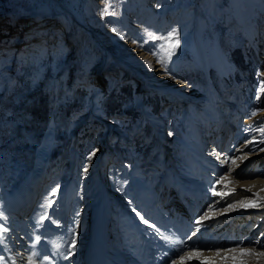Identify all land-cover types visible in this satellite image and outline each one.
I'll return each mask as SVG.
<instances>
[{"label": "rangeland", "instance_id": "1", "mask_svg": "<svg viewBox=\"0 0 264 264\" xmlns=\"http://www.w3.org/2000/svg\"><path fill=\"white\" fill-rule=\"evenodd\" d=\"M64 13L66 19L61 17ZM72 15L77 17V22L85 23L79 21L73 25ZM24 16L33 22L26 29L20 21ZM173 31L178 33L179 46L169 57L160 50L162 41L153 37ZM18 35L20 43L15 42ZM128 61L140 62V67L151 77L156 75L158 80L165 81L164 86L149 78L146 89H141V82ZM8 65H12L11 71L6 70ZM95 68L104 71L101 84L97 83L99 79L95 80ZM182 84L188 92L207 94L204 97H210L208 102L193 103L197 107L195 111L191 108L193 104L186 105L181 100H177L176 107L169 105L173 97L162 90L179 93L172 88ZM96 85L100 87L97 97L94 96ZM262 86L264 0H0V235L3 237L4 224L9 227L22 224L18 223L21 215L15 211L13 191L32 172L38 149L51 128L53 144L40 183V186L48 184L45 188L50 191L43 194L40 191L44 184L39 187L31 208L21 209V214L26 216L25 224L33 231L30 222L51 218L61 207L60 200L66 199V221L70 234L76 237L71 260L83 262L89 251L87 241L91 243L95 239L94 209L101 203L100 196L107 194L108 198L110 245L115 226L133 219L141 222L145 208L142 212L137 209L138 199L143 198L142 205H147L150 195L145 193L146 185L151 181L154 189L158 180L153 179L165 174L168 164L174 163L177 175L186 174L188 181L201 179H195L192 171L210 172L214 163L198 159L194 149L201 142L204 150L209 151V138H204L207 122L215 120L211 108L216 102L217 115H226L237 131L248 137L249 141L241 147L251 146L250 149L257 151L250 153L249 149L235 164L224 162L217 169L227 178L223 183H214V187L227 194L214 196L219 203L212 212L208 211L213 205L209 201L200 219L208 218L201 220L204 226L200 223L196 228L204 238L192 251L208 250L207 239L228 237L226 232L219 234L228 227L229 232L239 236L228 248L264 252L262 242L256 243L264 240V202L257 208L245 209L237 203L235 209L224 210L229 202L244 199L237 195L234 171L245 170L246 166L247 171L264 169V151L259 150L264 149V143H255L256 139H264L257 131L264 127ZM200 114H207L206 118L200 119ZM191 115L194 117L190 118ZM173 134H179L188 149L175 141ZM239 156L238 152L233 158ZM197 164L205 168L199 171ZM255 176L264 182V173ZM207 182L209 186L212 183ZM162 189L161 185L159 194ZM209 191L207 188L205 192ZM249 198L253 200L255 196ZM87 202L94 206L86 207ZM238 209L242 210V218L232 221L230 218L239 214L230 211ZM256 209L261 211L257 213ZM38 234L29 236L28 241L35 242ZM161 237L162 234L157 235L154 244ZM53 238L49 237L52 243ZM245 238L247 241L242 240ZM16 240L15 248L25 251L20 239ZM135 246L137 252L146 248L141 244ZM47 248L44 247L41 255L35 251L26 255L30 259L27 260L50 262L54 259L53 252ZM185 252L183 264L191 261L187 258L190 252ZM36 254L40 255V261ZM233 256L236 255H229L231 264H234ZM248 257L257 259L258 255ZM180 260L174 263L182 264L178 263ZM0 264L8 263L4 260Z\"/></svg>", "mask_w": 264, "mask_h": 264}, {"label": "bare ground", "instance_id": "2", "mask_svg": "<svg viewBox=\"0 0 264 264\" xmlns=\"http://www.w3.org/2000/svg\"><path fill=\"white\" fill-rule=\"evenodd\" d=\"M61 17L66 19L67 14L64 13V14L61 15ZM23 18H20L21 27L23 26V28L26 29V28L29 27V25H31L33 23V22H30V21H32V18H30L29 16L28 17L24 16ZM57 19H58V17H57ZM68 19H69V17H68ZM76 19H77V17L73 16V19H72L73 20V25L79 24L80 22L81 23H85V21H83V20H79L80 22L79 21L77 22ZM38 21H42V19L39 18ZM20 38H21L20 35H18L16 37V39H17L16 42L20 43V41H21ZM134 61H128L127 63H129V64L132 63V67H133L134 73L138 76V78H139V80L141 82L140 88L145 90L146 87H147L146 83L149 81L148 80L149 78H154V79H157V80L159 78H157L156 75L151 77V75L149 73L145 72L140 67V66H142V64H139L140 62H137L138 60L136 62H134ZM11 66L12 65H8L6 70L11 71V68H12ZM95 70L96 71H95L94 74L97 75V77H96L97 79H95V80L99 79V81H97V83L101 84L102 83L101 78H102V75H103L104 71L101 68H95ZM100 75H101V77H99ZM168 79H170V78H168ZM158 81H159L161 86H164V84H165L164 82L165 81H163V80L162 81L158 80ZM184 87L186 88V86H183V84H182V86H180L178 88L170 87V89L172 88V91H176V92H179V93H175V92L173 93L170 90H162V91L164 93L172 95L173 101H171V102H172V104H174L175 107H176V105H179V102L177 103V100H181V102H183V100H184L183 104L186 103V105H188V104L191 105L193 103L195 105L196 104L198 105V103H200V101L201 102L203 101L202 99H206L204 97V94L195 93L196 91H193L194 93L193 92H188L187 89L186 90L183 89ZM99 93H100V87L98 85H96L95 95L94 96L97 97ZM189 97L197 99V100L191 99ZM171 102L169 103V105L172 106ZM93 110H95L94 106H93ZM263 115H264V111H263ZM189 117L193 118L194 116L191 115ZM221 117H222V122L226 123L225 122V118L222 115H221ZM173 135L177 138V142L178 143L185 144L186 148L188 149V144L186 143V141L181 136H178L179 134H173ZM179 140H180V142H179ZM255 141H257V139ZM52 144H53V132H52V129L50 128L46 132L45 137H44V139L42 141V144L40 145V147L38 149V153H37L36 161H35V166H34L32 172L30 173L29 176H27L26 179H24L21 182V184L19 186H16L14 191H13V199H14L15 203L17 204L16 208H15L16 209L15 211L19 212L20 213L19 215H21L20 219H19L20 222H18V223H22V224L15 225V226H12V227H9L8 225H5V224L2 226L3 229H4V233L2 232L3 233V237L0 235V257H2L3 259L0 260V261L6 260L8 264H43V262L36 261L35 258H34V260L32 262H29L28 260H30V259L26 258V255H29L30 253L32 254L33 251L41 254L43 246H49V247H53V249H54L53 252L55 254H58V256H59V258H58V256L56 258L57 259V264H64L63 260H62L63 250H64L65 243L69 239V235L68 234H70L67 231V227H66V223H67V221H66L67 218L65 217L66 216L65 215L66 214V210H65L66 199L61 200V202H60L61 207L58 210L54 211L53 216L51 218H49L44 224H42L41 230L37 231V233H39L38 234L39 239L34 240L35 242L28 241L29 240V236H31V237L34 236V232L29 228L28 224H25L26 220H28L27 218H25L26 216L21 214V209H23L22 211H24V209L28 206L29 202L33 200V196L39 190L40 183L43 180V174L45 173V170L47 169V166H48V158H49V155H50V152H51ZM236 147L240 148L239 149L240 151H238L239 153L247 152L251 148V146H247L246 148L243 149L241 147V142H239ZM194 150L196 152V153L194 152L195 156H197L198 159H201V160L205 161L206 163L210 162V161L212 163H214L213 164L214 167H212L211 169L217 170V169H220L221 167H223L222 164L224 163V161L222 159H224L225 155L221 156L222 152H218V154L216 155L215 152H211L210 150L209 151H205L204 147L201 145V142L197 143V146H196V148ZM238 155H240V154H238ZM214 158H216L217 160H215ZM247 160L248 159H245L244 162H248ZM212 163H209L210 166H211ZM198 165L199 164H197V166ZM246 165H248V164H246ZM204 168L205 167L202 164H200L198 166V170L199 171H201V169H204ZM245 170L234 171V174L237 177L236 181L238 182V184H237L238 188L237 189H239L237 195L239 197H243L244 199L242 201H245V202L251 201V199L249 197L256 196V194H259V196L263 197V195H264V182H261L259 179H257L256 176H255V173H258V174L262 175L264 173V169L261 168V169H259L258 172H257L256 168L254 170L247 171L248 169H247V166H246ZM162 175L164 176V178L162 179L161 176H160V179L158 180V183L156 184V185H158L157 186V193H156V194H158V196H157L158 198L164 196V197H166L168 199L169 193L165 192L164 188L161 190V193L159 194V188L163 184H165L168 187L172 188V190L176 192L177 197L180 198V199L184 198V196H183L184 193L186 194V196L189 195V189L194 191V192H196V193H200L199 189L196 188V186L197 185L199 186V185L203 184L202 183L203 181L201 180L202 178L200 179V181H198V180L193 181V179L189 178V181H188L186 176H183V177L178 176L177 175V169H174V163L168 164V166L166 168V171H165V174H162ZM190 181H192L193 183L188 185V183ZM207 181H209V180H207ZM207 181H206V183H204V185H205L204 186V188H205L204 192L206 191L207 188H208V191L210 189L209 183H207ZM234 184H232V186ZM182 190H184V193L182 192ZM102 194H105V192L102 193ZM246 195H251V196H247L248 198H246L245 197ZM21 205H23V206L21 207ZM99 205L95 206V209H94V219L96 218V222L94 223V226H95V228H94L95 239L93 240L92 246L89 248V251H88L87 255L84 257V261L83 262H81L79 259H75L74 258L75 260L74 259L71 260V263H69V264H86V262L87 263L91 262L92 259H93V249H94V246H95L96 242H101V244L103 245V249H104L105 252L100 251V254H101V257H102L103 260L104 259H108V257H109V255L106 254V251L111 252L113 254V255H111V256L114 257L113 261H107L108 263H111V264H115V263L116 264H134V263H139V257L138 258H134L132 260L128 259L123 254L121 249H120V251L118 250V251H115L113 253V250L110 248L109 238H108V235H109L108 218H106V217H108L107 210L104 211V209H103L104 206L101 207L102 205L101 206H99ZM87 206L90 207V206H94V205H93L92 202H87L86 207ZM163 209H164V206H162L161 210H163ZM249 211L250 210H246L247 213H249ZM259 211H261V210L260 209H256L255 212L258 213ZM230 212H236V214H239L235 218H230V219H232V221H236V222L240 221V219L242 218L241 216L243 215L241 213L242 210L238 209L236 211H230ZM171 217H173V215H171ZM222 219L223 218L217 220V223L220 222ZM227 219H228V217L227 218L225 217V221L226 222L228 221ZM201 226H204V222H201ZM254 229L255 228H253L251 230H254ZM18 230H20V231L18 232ZM98 230L101 231L102 236H100L96 240V232ZM255 231H252V233L255 234ZM223 232H226L225 235H228V237L216 236L214 238V240L207 239V238H209V237H207L206 238L207 239L206 242L209 243V245L207 247L209 249L206 250L205 247H204V249H205L204 252L201 251V249H200L198 251L199 253H202V256L200 257V259H195V258L194 259H190L191 260L190 262H186L184 264H193L195 262H197L198 264H201V260H205V261L213 260V261H215V264H231L232 262L229 261L231 259L229 257V255L230 254H234L236 256H239V254L238 253H228L226 251V249L230 245L233 244L232 242H236L237 239L239 238V236H237L234 233L229 232L228 231V227L222 228V230L220 231L219 234L221 235ZM20 234L23 235V236L22 237L18 236ZM161 234H162V237H161L160 242L158 244H153V247L154 248L156 247L157 250H159V249L162 250L161 256L163 258V261H160L162 264H175L174 261L177 262V260L180 259L179 255H181V256L184 255V250L186 248H190V249L196 248L197 245L202 243L201 241H197V242L193 241L192 240L193 236L198 235L200 237L199 240L204 238L203 236H200V234L196 230V228L194 230L193 229L192 230H188V227L186 228V231L184 233V234H188V235L185 236V239L186 240L188 239L186 243H184L182 240H178L176 238V236H174L173 238L170 239L172 234L170 233L169 230H164V231L161 230ZM25 235H26V237H25ZM49 237H55L58 240H60V243H59L60 245L53 246L54 244L51 241H49ZM231 237H232V240H229ZM253 237H255V236H253ZM16 238L20 239V245H22L21 247L25 248V251L22 250L23 252H21L20 251L21 248H15L16 245H17V244H15L16 241H17ZM163 238H166V239H169V240L165 242ZM245 239H242V240L243 241H247V238H245ZM248 241H250V240H248ZM28 242H29V244H28ZM261 242L264 245V240L261 239L259 241V243H261ZM234 244H236V243H234ZM160 245L161 246L164 245V248L165 247L166 248L162 249V248L159 247ZM263 248H264V246H263ZM134 249H135V251H137V248H136L135 245H134ZM146 250L147 249L145 248V249H143L140 252H145ZM217 251L221 252L220 256L216 255ZM225 253H228L226 255L228 257L227 260L224 259V257H225L224 254ZM46 255H47V253H46ZM262 258H263V256H259L258 255L257 259H255V258L251 259V257L249 258L248 256L242 257L240 259H242L244 261V264H252V263L253 264H264V261H263ZM148 260H150V258H148ZM148 260L145 259V262L143 264L149 263ZM39 261H40V259H39ZM249 261H253V262L251 263ZM139 264H142V263H139Z\"/></svg>", "mask_w": 264, "mask_h": 264}, {"label": "snow or ice", "instance_id": "3", "mask_svg": "<svg viewBox=\"0 0 264 264\" xmlns=\"http://www.w3.org/2000/svg\"><path fill=\"white\" fill-rule=\"evenodd\" d=\"M107 11V9H105V12ZM154 39H157V40H160L162 41V43L159 45L160 47V50L167 56H171L175 49L179 46V37H178V33L173 31L169 34H167L166 36H161V37H153ZM261 91L264 92V86L261 87ZM257 131L260 132L261 134V137H264V127H261V128H258ZM250 142H253V141H250ZM255 143H264V139H261L259 141H255ZM260 151H264V149H259ZM235 151H240L239 149H236ZM257 151L256 148H252L250 149V153L251 152H255ZM92 155H95V153H93ZM243 153H241V156L239 157H236V158H233L231 156L229 157H225V163L226 164H229V165H232V164H235L236 163V159H241L243 158ZM91 159V156L89 157V160ZM84 171L86 172L87 171V168L84 169ZM227 177L226 176H221L218 181H216L215 183H223V181L226 179ZM225 189H227V185H225ZM211 193L213 196H223L225 194H227L226 192H219L217 191V189L215 187H211ZM56 193L53 192V195H55ZM261 202H264V197H260L259 194H256L255 198L251 201H248V202H245V201H237V202H229L225 209L224 210H228V209H235L236 206H237V203H239L242 207H244L245 209L247 208H257V207H260L261 206ZM216 203H219V201H215L213 202V205L211 207L208 208V211L209 212H212L215 210V204ZM205 219L208 218L207 216L204 217ZM146 224L148 223L147 221H144ZM197 224H200L201 223V220H197L196 221ZM149 226H152V225H149ZM6 230V229H5ZM198 231V229H197ZM37 239H39V237H37ZM257 244H259V241L256 242ZM72 248L74 249L75 248V242H72ZM226 251L228 253H238L239 256H233L232 259L234 261V264H244V261L240 258L244 257V256H252V255H259V256H264V252H261V253H254L252 252L250 249H246V248H243V247H239V248H228L226 249ZM202 253H199L198 251H192L188 254V259H200ZM216 255L217 256H220L221 255V252L220 251H217L216 252ZM3 258L0 257V260H2ZM225 260L228 259L227 256L224 257ZM181 261H182V264L184 262V257H181ZM201 264H215V261L213 260H201Z\"/></svg>", "mask_w": 264, "mask_h": 264}]
</instances>
